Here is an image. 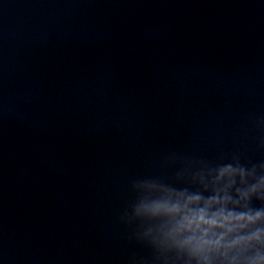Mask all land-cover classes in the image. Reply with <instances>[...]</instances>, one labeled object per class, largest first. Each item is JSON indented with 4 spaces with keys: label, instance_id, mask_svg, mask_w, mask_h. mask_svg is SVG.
Instances as JSON below:
<instances>
[{
    "label": "water",
    "instance_id": "obj_1",
    "mask_svg": "<svg viewBox=\"0 0 264 264\" xmlns=\"http://www.w3.org/2000/svg\"><path fill=\"white\" fill-rule=\"evenodd\" d=\"M261 119L264 0H0V264L148 259L130 182L264 161Z\"/></svg>",
    "mask_w": 264,
    "mask_h": 264
},
{
    "label": "clouds",
    "instance_id": "obj_2",
    "mask_svg": "<svg viewBox=\"0 0 264 264\" xmlns=\"http://www.w3.org/2000/svg\"><path fill=\"white\" fill-rule=\"evenodd\" d=\"M257 123L264 128V119ZM165 163L179 166L174 182H130L133 199L120 221L150 249L148 259L133 256L130 264H264V161L173 153Z\"/></svg>",
    "mask_w": 264,
    "mask_h": 264
}]
</instances>
